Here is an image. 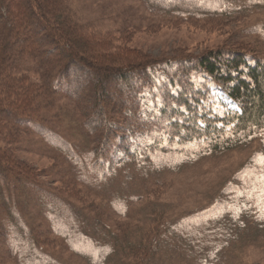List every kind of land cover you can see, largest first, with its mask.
Listing matches in <instances>:
<instances>
[{
  "label": "rangeland",
  "instance_id": "374dc122",
  "mask_svg": "<svg viewBox=\"0 0 264 264\" xmlns=\"http://www.w3.org/2000/svg\"><path fill=\"white\" fill-rule=\"evenodd\" d=\"M207 1L227 17L177 19L152 13L141 0H68L67 6L113 51L179 60L240 42L264 60V3ZM32 39L9 46L7 56ZM176 64L151 68L153 87L138 96L137 114L126 110L121 128L110 124L119 136L100 162L103 173L88 158L95 144L82 128L87 119L63 94L54 95L48 112L40 113L45 138L14 129V141L0 142L33 170L38 184L32 195L16 199L14 208L23 226L45 242L42 263L26 262L20 238L2 236L0 215V264H264V182L259 179L264 166L257 163L264 156V136L206 154L198 150L202 141L171 143L168 127L175 119L162 116L160 90L179 93L169 79L178 72ZM33 68L23 74L40 85L43 72ZM77 78L76 84L85 86L91 77L80 72ZM190 83L208 96L197 106L200 114L225 119L240 112L239 102L229 98L233 84L215 75H193Z\"/></svg>",
  "mask_w": 264,
  "mask_h": 264
},
{
  "label": "trees",
  "instance_id": "16d2710c",
  "mask_svg": "<svg viewBox=\"0 0 264 264\" xmlns=\"http://www.w3.org/2000/svg\"><path fill=\"white\" fill-rule=\"evenodd\" d=\"M141 1L152 13L188 21H210L222 13L207 0ZM67 5L68 0H0V142L14 141V129L33 131L45 138L40 113L48 112L51 106L48 103L55 102L54 95L63 94L78 103L87 119L82 128L95 144L88 158L103 173L100 162L119 136L110 124L121 128L128 119L126 110L137 114L138 96L145 87H153L148 71L172 61L177 63L178 72L170 74L169 79L181 89L177 94L165 86L160 90L162 116L175 119L168 127L171 143L202 141L198 150L206 154L236 149L262 136L264 60L254 57L240 42L197 58L183 55L179 60H157L114 47L113 51L103 44L106 38L90 32L89 26L72 17ZM222 15L227 17L219 16ZM23 25L22 30L11 31L14 26ZM30 36L34 39L7 56L9 46ZM32 63L34 68L29 65ZM31 68L43 72L40 85L23 74L24 69ZM80 72L91 77L85 86L76 84ZM193 75H215L223 83L233 84L229 98L239 102L240 112L225 119L211 118L206 112L200 114L197 106L208 96L193 89L190 83ZM219 123L224 127L219 128ZM32 172L0 143V215L6 229L2 236H11L10 241L13 237L20 238L21 246L27 249L26 262L42 263L40 249L45 242L23 226L14 208L16 199L33 194L38 183ZM135 251L140 254L143 250L138 247Z\"/></svg>",
  "mask_w": 264,
  "mask_h": 264
},
{
  "label": "snow or ice",
  "instance_id": "6c2138e0",
  "mask_svg": "<svg viewBox=\"0 0 264 264\" xmlns=\"http://www.w3.org/2000/svg\"><path fill=\"white\" fill-rule=\"evenodd\" d=\"M248 2H249V3H254L255 0H248ZM260 2H261V3H264V0H260ZM157 103H158V104L160 103L159 98H157ZM260 134H261L262 136H264V131H262ZM250 138H251V137H249V139H250ZM257 163L260 164L261 166H264V156L260 157V158L258 159ZM259 179H260L261 182H264V169H262L261 174H260V176H259ZM260 194H261L262 197H264V188H262V189L260 190Z\"/></svg>",
  "mask_w": 264,
  "mask_h": 264
}]
</instances>
